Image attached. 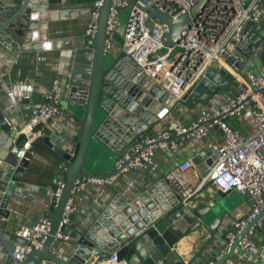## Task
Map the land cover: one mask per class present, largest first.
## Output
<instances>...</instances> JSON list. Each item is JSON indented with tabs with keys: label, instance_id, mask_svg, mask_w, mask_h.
I'll list each match as a JSON object with an SVG mask.
<instances>
[{
	"label": "built area",
	"instance_id": "built-area-1",
	"mask_svg": "<svg viewBox=\"0 0 264 264\" xmlns=\"http://www.w3.org/2000/svg\"><path fill=\"white\" fill-rule=\"evenodd\" d=\"M103 1L92 2L84 33L89 46L94 42ZM111 1L104 52L111 54L117 51L118 71L128 80L147 75L169 92L176 99L174 107L184 114L186 120L178 115L173 128L163 126L140 142L127 146L115 157L114 172L77 178L65 202L53 241L69 239L64 227L69 224L71 213L78 211L85 193L88 198L92 197L87 190L90 185L97 188L93 201H98L107 193L108 185L132 169H145L150 181H154L159 168L155 149L174 152L182 141L189 139L202 142L211 150L213 157L210 163H205L208 156L203 157L202 168L190 156L167 170L165 178L178 192L180 200L184 203L189 201L206 182L221 191L236 190L245 197L236 205L239 215L226 214L227 225L216 229L190 264H214L253 219L221 264H264V63L259 58V53L264 51V0H205L195 15H190L179 36L171 42L167 41V26L150 13V8L156 6L176 18L181 13L189 12L198 0ZM126 8L124 29L120 39H117L115 31L121 22L120 15ZM257 24L260 27L255 29ZM254 30L261 36L258 43H252L249 37ZM0 43L5 51L14 52L13 39L7 31L0 32ZM18 53L12 57L9 73L16 79L20 78V82L11 83L10 80L5 90L8 97L3 109L6 112L15 106L20 107L24 100L30 101L35 88L31 75L22 72ZM239 60L240 65L236 66ZM216 64L226 68L235 82L236 91L214 92L204 103L195 106L183 104V94L205 75L210 66ZM55 65L61 68L60 61H56ZM40 67L36 63L34 70L38 71ZM63 94L64 83L55 77L44 99L29 107V114L21 127L13 125L7 113L3 112L4 121L18 134H24L22 143L11 147L17 160L30 158L34 153L32 141L44 135L46 125L50 124L56 130L55 125L58 124L56 131L64 132L66 126L76 121L75 116L68 114L61 105ZM60 117H65V121L61 122ZM212 129L215 130L214 134ZM60 138L67 140L66 133ZM141 142L145 145L142 146ZM65 169L66 166L60 163L53 177L54 187L47 192L46 205L59 198ZM189 170L193 172L196 182L186 176ZM136 182V178L130 179L125 189L130 190ZM4 193L5 190L0 187V194ZM91 216L92 212L87 210L80 219L81 223L89 221ZM49 226L48 217L42 214L37 221L22 224L16 229L28 244L15 243L10 253L11 263H19L31 245L41 246ZM51 249L56 251L55 245L52 244ZM96 264L131 263L126 257L119 258L116 251H110L108 257Z\"/></svg>",
	"mask_w": 264,
	"mask_h": 264
},
{
	"label": "water",
	"instance_id": "water-1",
	"mask_svg": "<svg viewBox=\"0 0 264 264\" xmlns=\"http://www.w3.org/2000/svg\"><path fill=\"white\" fill-rule=\"evenodd\" d=\"M46 1L0 0V32L5 28L12 29L22 39V50H47L52 44L57 46L56 42L48 39L40 42L35 38L36 32H31L38 19H44L46 23L56 19L51 15ZM204 1L198 0L189 12L181 13L176 18L156 6L150 8V13L167 26V41L171 42L179 36L190 15H195ZM111 3V0H104L100 7L93 44H78L71 54V78L64 99L67 113L82 123L80 136L74 140L66 135L70 147L64 146L50 135L38 136L32 141V145H43L66 166V169L64 185L56 202L51 201L46 205L47 197L41 200L37 198L42 213L46 214L50 221L44 242L41 246L31 245L24 258L17 264H43L44 261L54 264H96L100 259L108 257L110 251H116L119 258L127 257L131 264H183L171 249V245L182 234L200 224L213 231L220 221V215L212 211L214 199L208 201L209 205L189 208L180 200L170 181L162 177L150 181L140 191L131 195V192L115 195L93 220L83 225L84 229L79 233L66 225L64 232L79 242L76 249L68 251V255H61L51 249L52 244H59L60 240L53 241V237L74 181L83 176H104L114 172L116 148L110 141V136L114 137V141V135L122 136L124 140L128 137L120 147L130 140L140 142L146 136V129L159 117L166 115L176 100L147 75L128 80L118 71L120 65L112 54L104 52L106 20ZM22 19L27 22L24 23ZM259 27L258 24L255 25V29ZM115 37L117 38L116 33ZM249 37L252 43H258L261 39L255 30ZM5 54L8 57L4 60L5 63L0 61V81L5 83L4 89L10 84L9 69L12 63L11 54ZM259 58L264 63V51L259 53ZM238 65L240 60L236 62V66ZM230 78L228 72L223 74L214 66H210L205 75L183 94L181 101L187 106L204 102L217 87L225 88ZM55 128L58 130L59 125H55ZM15 134L16 129L4 121L0 109V175H3L5 180L10 178V182L21 179L29 162L28 158L17 160L11 151ZM58 135L63 136L64 132H58ZM7 136L10 139H7ZM141 143L142 146L145 145L144 142ZM199 153V160L194 157L192 160L202 168L203 157L208 156L205 163H210L213 155L208 147ZM105 162L108 167L97 168ZM214 190L221 196L231 192L215 187ZM11 192L12 186L9 184L5 193L0 194V212L4 210ZM19 194L21 195L20 192ZM230 213L239 215L236 213V206ZM73 216L74 213H71L70 219ZM253 221L254 219L214 264L222 263ZM0 239L3 245L0 248L7 255L2 264L12 262L10 253L15 243L28 244L16 230L4 227L1 219Z\"/></svg>",
	"mask_w": 264,
	"mask_h": 264
},
{
	"label": "crops",
	"instance_id": "crops-1",
	"mask_svg": "<svg viewBox=\"0 0 264 264\" xmlns=\"http://www.w3.org/2000/svg\"><path fill=\"white\" fill-rule=\"evenodd\" d=\"M46 2L48 9L52 12L51 15L56 17V19L49 20L47 23L44 19H38L31 32H36L35 38L40 42L48 39L52 42H56L57 46L52 44V47L47 50H22V39L17 36V34L12 29L5 28L2 31H7L13 39L15 48L14 52L10 53V57L12 58L19 51V65L22 69V72L24 74L29 73L35 83L32 99L30 101L24 100L20 107L15 106L6 112L3 108L5 102L7 101L8 95L5 92L6 88H3L5 87V83L0 81V109L2 112L7 113L13 125H16L17 127H21L23 122L26 120L29 114V107L44 99V94L50 88L51 82L55 77L60 78V80L64 83L63 98H65V92L67 90V86L69 85V79L71 78L72 51L78 44L83 43V45L87 46L84 33L93 0H47ZM120 17L121 22L119 25L124 22L125 12H122ZM22 21L24 23L27 22L24 19H22ZM0 47V61L4 64V60H7L8 58L5 54L7 52H5L3 44L0 43ZM111 54L116 60L117 51H114ZM56 61L61 62V68L58 69L56 67ZM36 63L40 64L41 66L38 71L34 70ZM214 67L223 74L227 73L226 68L222 65L216 64ZM17 81L20 82V78L16 79L15 77L11 76V83H17ZM115 84L119 85L117 83ZM235 91V82L230 78V81L225 88L217 87L210 95H212L214 92L234 93ZM198 103L202 104L204 102ZM181 114L178 112L176 106L174 107L173 105V108L168 111L166 115L159 117L153 122L152 126H149L146 129V135L154 134L159 128L163 126L171 127L174 125L178 115L182 119L186 120L184 114ZM59 119L61 122L65 121V117H60ZM81 128V121L76 119V121L70 123L64 128V132L68 137L76 140L80 136ZM214 133L215 130L212 129V134ZM44 135L52 136L56 140L60 141L64 146H71L69 140H62L58 135V132L50 124L45 126ZM114 136L116 140L114 141V137L110 136V141L115 145L116 148L115 157L119 155L120 152L127 146L134 143L133 140H130L128 143L124 144L123 147H120L124 141L128 139V137H126L124 140V137L122 136ZM7 139H10V137L7 136ZM23 140L24 134H18V132H16L15 136L13 137L12 146L20 145ZM32 146L34 153L30 156L29 162L25 167L20 180H12V184V182H10V178L5 180L3 175H0V187L5 190L6 186H9L10 184L12 186V190L16 191L9 193L6 206L3 208L4 210L0 212L2 225H4V227L7 229L16 230L22 224H30L37 221L43 214L41 205L37 202V198H40L41 200V198L43 199L49 196L47 192L52 190L54 187L53 177L58 171L61 162L43 145L36 144ZM205 147L207 146H205L202 142H195L186 139L182 141V145L174 152H171L167 149L156 148L155 158L158 161L159 168L156 173L157 178L155 180L162 177L165 178V173L167 170L174 167L183 158L191 156L199 160L198 154H201L199 152H201ZM108 166L109 165L105 162L100 164L97 168L105 169ZM189 174L194 175L191 170L186 172V176L188 178ZM149 176L150 175L145 169H132L127 175L108 185L106 188L107 193L104 194V196H101L98 201H93V196L97 195V188L90 185L87 190L90 191L89 196L92 197L88 198L85 193L81 202L79 203L78 211L74 212L73 218L70 219L68 224L69 227L76 230L78 233L81 232V230L84 229L83 225L93 220V218L100 212L103 206L115 195L129 194L130 192L131 193L129 195H131L140 191L151 180ZM132 178L137 179L135 186H133L130 190L125 189L128 181ZM190 180L192 182H196L195 177L194 179ZM208 184L205 183L199 187L195 191L194 195L189 199V201L185 202L189 208L208 204V201H210L212 198L211 195L215 193L214 187ZM19 192L21 194L23 193V196H21ZM87 210L92 212V216L89 221L81 223L80 219ZM225 218L226 216L220 217V221L217 222V225L213 231L208 229L206 225L200 224L194 229L182 234V236H180L171 245V249L176 252L183 264H190L193 258L200 253V250L204 244L212 237L216 229L227 225ZM78 245L79 242L75 239V237H69L67 240L61 239L59 244L55 245V247L57 252L66 256L68 255L69 250L73 251ZM1 246H3L2 239H0V247ZM6 257V253L2 252L0 248V264L4 263ZM43 264L54 263L50 261H44Z\"/></svg>",
	"mask_w": 264,
	"mask_h": 264
},
{
	"label": "rangeland",
	"instance_id": "rangeland-1",
	"mask_svg": "<svg viewBox=\"0 0 264 264\" xmlns=\"http://www.w3.org/2000/svg\"><path fill=\"white\" fill-rule=\"evenodd\" d=\"M127 11H128L127 8L124 9V12H127ZM123 29H124V22H122V24L119 25L115 31L117 38H119L120 34L123 32ZM254 58L257 60L256 56ZM61 105H63L66 108V102L64 98L61 101ZM245 125L249 127V124L247 122H245ZM188 176L190 179H194V175L189 174ZM211 197H212L211 199H214L212 211H214L216 214H219L220 217H223V216H226V214H229L232 208L240 204L245 198L240 192L236 190H232L229 194L224 195V196L223 195L221 196L220 194H217L215 192L211 195Z\"/></svg>",
	"mask_w": 264,
	"mask_h": 264
},
{
	"label": "trees",
	"instance_id": "trees-1",
	"mask_svg": "<svg viewBox=\"0 0 264 264\" xmlns=\"http://www.w3.org/2000/svg\"><path fill=\"white\" fill-rule=\"evenodd\" d=\"M208 183H209V182H208ZM208 183H207V184H208Z\"/></svg>",
	"mask_w": 264,
	"mask_h": 264
}]
</instances>
